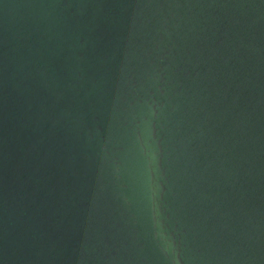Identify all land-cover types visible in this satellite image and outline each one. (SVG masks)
Listing matches in <instances>:
<instances>
[{
  "label": "water",
  "instance_id": "1",
  "mask_svg": "<svg viewBox=\"0 0 264 264\" xmlns=\"http://www.w3.org/2000/svg\"><path fill=\"white\" fill-rule=\"evenodd\" d=\"M0 264H264V0H0Z\"/></svg>",
  "mask_w": 264,
  "mask_h": 264
}]
</instances>
